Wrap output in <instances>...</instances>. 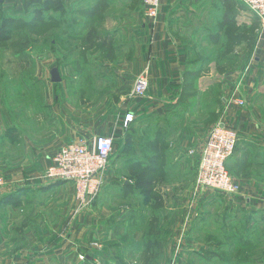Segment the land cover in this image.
Instances as JSON below:
<instances>
[{
  "label": "rangeland",
  "instance_id": "rangeland-1",
  "mask_svg": "<svg viewBox=\"0 0 264 264\" xmlns=\"http://www.w3.org/2000/svg\"><path fill=\"white\" fill-rule=\"evenodd\" d=\"M175 7L171 28L187 56L181 101L190 112V138L202 136L204 141L201 146L194 139L179 142L182 135L176 130L187 107L179 106L170 120L154 122L148 137L132 142H143L137 153L132 144L124 153L115 146L111 170L94 199L81 196L74 180L49 181L50 161L43 179L74 184L75 213L94 208L107 220L105 226L92 224V229L107 233L102 242L111 241L103 247L94 237L88 242L93 256L89 261L80 253L78 264H264V207H259L264 204V185L247 188L241 178L253 175L264 181V149L240 140L227 160L229 175L240 185L237 192L200 188L198 178L200 154L211 128L223 117L227 90L239 84L244 94H258L264 125V70H255L264 42L261 22L241 0H178ZM146 11L145 0L0 1V120L7 121L0 132V150L5 158L17 162L26 155L28 163L42 151L39 146L48 152L59 146L52 156L77 142H58L63 134L55 103L70 102L71 108L82 111L96 104L117 68L133 63L131 32L140 27L142 13L153 22L157 19ZM248 65L247 74L239 76ZM55 67L62 76L57 83L51 80ZM171 122L178 140L168 136ZM163 126L167 143L155 144L153 138ZM259 130L264 133V126ZM143 148L163 152L154 160L143 156ZM188 150L199 154L197 164L193 158L184 163ZM0 177V191L15 182L10 169L0 167ZM186 200L179 231L168 239V227L177 222L170 221L171 214ZM6 201L0 207V225L8 221L10 198ZM1 259L10 260V250L0 254Z\"/></svg>",
  "mask_w": 264,
  "mask_h": 264
},
{
  "label": "crops",
  "instance_id": "crops-1",
  "mask_svg": "<svg viewBox=\"0 0 264 264\" xmlns=\"http://www.w3.org/2000/svg\"><path fill=\"white\" fill-rule=\"evenodd\" d=\"M177 3L178 0H162L159 16L154 22L143 17L142 13L140 27L136 26L131 32L135 39V53L131 59L133 63L117 68L113 83L92 108L89 107L86 111L78 110L75 107L71 108L70 102L64 104L56 98L58 101L54 110L61 119L63 134V138L58 142L64 144L72 140L87 141L94 147L97 137L104 135L113 138L119 153H124L129 144L134 145L137 153V148L143 147V142L136 143L139 139L148 137V130L156 126L154 122L170 120L169 117L173 115L171 113L174 110L186 105L181 99L186 86L187 56L180 41L173 36L170 22L171 14L177 9L175 7ZM261 45L262 52L257 56L255 66L258 72L264 70V42ZM141 74L148 77L149 83L146 93L138 96L133 93V89L135 80ZM249 98L248 107L229 106L225 109L223 105V119L242 131L241 140L251 143V147L264 149V133L259 130L264 126L261 120L263 113L260 98L256 93L251 94ZM187 108L188 106L184 107L179 117L181 128L176 130L179 136L182 135V141L179 142L184 144L185 141L194 139L193 142L201 146L205 137L190 138L192 128H189V125L192 124ZM127 112H133L136 119L126 131L122 128V119ZM6 124V120H0V132ZM164 127L160 128L158 135L153 138L155 144L167 138ZM174 130L173 125V128L168 130V136L178 140L177 134L173 133ZM160 131H163L162 138ZM165 142L167 143L166 140ZM58 147L48 152V148L39 146L42 151L28 163H26L28 161L26 155L16 158L17 162H10L0 150V167L10 169V176L15 180L0 191V207L4 202L9 203L6 199L10 198L8 221L5 223L1 221L0 225V254L4 255L10 250V260L1 259L0 264L2 262L4 264H78L80 253H86L90 261L93 255L88 251V242L94 237L102 242V238L107 236L104 231L92 229V224L102 223L105 226L107 221L102 218L99 211L97 213L93 208V211L89 212L90 208L86 209V207L75 213L78 204L72 192L74 190L72 182L52 183L43 179L50 156ZM170 149L168 151L175 153V150ZM143 150L147 152L143 153V156H151L155 160L163 152L154 148L150 152L145 148ZM198 157L199 154H192L188 150V157L184 158V163L191 161V158L196 163ZM241 178L247 188L253 189L255 183L256 186L258 183L264 185L263 180L253 175H245ZM187 203V200L181 201L178 212L171 214L170 221L173 223L177 220V222L174 226L168 227L167 231L170 234L168 239L175 237L179 231L178 223L181 217L186 215ZM259 207H264V204L261 203ZM192 216L195 218V214ZM4 236H7V239H4ZM109 241L110 238L102 242L103 247Z\"/></svg>",
  "mask_w": 264,
  "mask_h": 264
},
{
  "label": "built area",
  "instance_id": "built-area-1",
  "mask_svg": "<svg viewBox=\"0 0 264 264\" xmlns=\"http://www.w3.org/2000/svg\"><path fill=\"white\" fill-rule=\"evenodd\" d=\"M245 6L256 14L261 22V33L264 35V0H241ZM161 3L158 0H145L146 14L156 19ZM246 70L239 73V76L247 74ZM148 77L141 74L135 80L133 93L141 96L146 93L148 87ZM225 109L229 106L240 108L250 106V98L241 90V85H234L227 90L223 96ZM136 116L133 112H127L122 119V128L129 130ZM242 131L223 117L210 130V134L203 146L201 165L198 168L199 187L214 191L237 192L240 185L229 175L226 162L236 152L242 137ZM196 151H193L195 153ZM200 152V151H199ZM115 153V143L112 137L99 135L94 148L86 141H77L63 146L50 161L51 167L47 176L53 180L76 181L79 194L94 199L99 195L100 189L111 170V158ZM192 153V152H191ZM3 178L0 177V184ZM203 191H200L202 193Z\"/></svg>",
  "mask_w": 264,
  "mask_h": 264
},
{
  "label": "water",
  "instance_id": "water-1",
  "mask_svg": "<svg viewBox=\"0 0 264 264\" xmlns=\"http://www.w3.org/2000/svg\"><path fill=\"white\" fill-rule=\"evenodd\" d=\"M0 1L2 2L3 0ZM51 80L55 83L62 81V76L58 67H55L51 70Z\"/></svg>",
  "mask_w": 264,
  "mask_h": 264
},
{
  "label": "trees",
  "instance_id": "trees-1",
  "mask_svg": "<svg viewBox=\"0 0 264 264\" xmlns=\"http://www.w3.org/2000/svg\"><path fill=\"white\" fill-rule=\"evenodd\" d=\"M154 160H155V158H154ZM88 260V259H87Z\"/></svg>",
  "mask_w": 264,
  "mask_h": 264
}]
</instances>
